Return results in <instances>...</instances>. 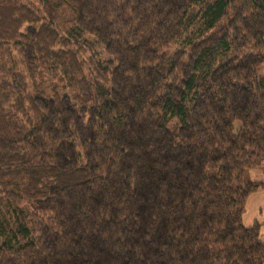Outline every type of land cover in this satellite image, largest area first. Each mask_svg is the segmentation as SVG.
<instances>
[{
    "label": "trees",
    "instance_id": "obj_1",
    "mask_svg": "<svg viewBox=\"0 0 264 264\" xmlns=\"http://www.w3.org/2000/svg\"><path fill=\"white\" fill-rule=\"evenodd\" d=\"M59 2L0 0V264H264V0Z\"/></svg>",
    "mask_w": 264,
    "mask_h": 264
},
{
    "label": "rangeland",
    "instance_id": "obj_2",
    "mask_svg": "<svg viewBox=\"0 0 264 264\" xmlns=\"http://www.w3.org/2000/svg\"><path fill=\"white\" fill-rule=\"evenodd\" d=\"M33 1H35L33 3ZM51 3L48 4L47 6L44 4H41L39 0H29V3L32 2V4L38 9L41 10L43 15L48 19V18H52L55 23L57 25H60L63 28V25H65L66 28H71L73 21H74V12L65 4H61L59 2V0H50ZM56 1H57V5H56ZM100 45L95 44V48L98 50L100 49ZM94 48V51H96V49ZM90 54L89 51H87V53H85V56L88 57ZM103 57H107L104 53H102ZM46 69V68H45ZM44 69V70H45ZM258 74L260 76L264 77V64L259 68L258 70ZM235 126L239 127L240 126V122L237 121ZM248 179L251 178V173L248 172L247 175ZM261 230V228H260Z\"/></svg>",
    "mask_w": 264,
    "mask_h": 264
},
{
    "label": "crops",
    "instance_id": "obj_3",
    "mask_svg": "<svg viewBox=\"0 0 264 264\" xmlns=\"http://www.w3.org/2000/svg\"><path fill=\"white\" fill-rule=\"evenodd\" d=\"M250 173L253 181H264V166L254 168ZM244 223L247 226L259 223L261 238L264 241V189L252 193L248 198L244 213Z\"/></svg>",
    "mask_w": 264,
    "mask_h": 264
}]
</instances>
